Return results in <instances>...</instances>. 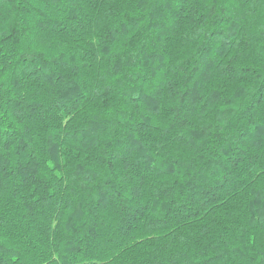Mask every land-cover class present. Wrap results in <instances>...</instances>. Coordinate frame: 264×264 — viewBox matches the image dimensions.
<instances>
[{
  "label": "trees",
  "instance_id": "1",
  "mask_svg": "<svg viewBox=\"0 0 264 264\" xmlns=\"http://www.w3.org/2000/svg\"><path fill=\"white\" fill-rule=\"evenodd\" d=\"M0 264H264V0H0Z\"/></svg>",
  "mask_w": 264,
  "mask_h": 264
}]
</instances>
